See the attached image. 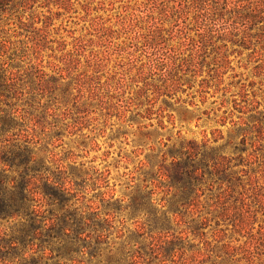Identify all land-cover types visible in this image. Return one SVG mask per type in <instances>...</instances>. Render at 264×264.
<instances>
[{
    "label": "rangeland",
    "instance_id": "rangeland-1",
    "mask_svg": "<svg viewBox=\"0 0 264 264\" xmlns=\"http://www.w3.org/2000/svg\"><path fill=\"white\" fill-rule=\"evenodd\" d=\"M0 30L13 71L42 72L54 88L34 96L45 127L24 128L83 174L100 213L104 195L124 205L151 181L161 208L157 172L172 146L227 158L231 182L214 181L184 221L169 214L171 229L137 237L145 218L121 212L110 241L122 229L149 251L172 234L180 250L149 264H264V0H13ZM11 226L0 221V245ZM4 254L0 264H22Z\"/></svg>",
    "mask_w": 264,
    "mask_h": 264
},
{
    "label": "trees",
    "instance_id": "trees-1",
    "mask_svg": "<svg viewBox=\"0 0 264 264\" xmlns=\"http://www.w3.org/2000/svg\"><path fill=\"white\" fill-rule=\"evenodd\" d=\"M12 2L0 0V11ZM8 43L0 30V221L13 223L0 245L4 256H19L22 264H149L152 254L161 259L175 256L180 247L174 246L172 234L157 236L149 251L137 246L134 237H125L122 229L117 230V238L122 239L119 245L110 241L118 214L126 211L125 216L145 218L137 221V237L145 235L146 227L171 229L169 214L179 224L188 212L194 213L214 181L231 182L227 158L206 143L172 146L169 164H161L157 172L167 187L161 208L154 207L151 197L160 185L151 181L132 191L130 202L124 205L120 202L125 199L104 195V212L100 213L83 194V174L61 164L53 151L44 154L45 146L39 147L40 141L24 128L29 127L27 122L45 127L42 105H36L34 96L49 95L54 88L42 72L33 78L28 70L13 71L14 53ZM20 101L26 107H18ZM227 186L232 191V185ZM198 229L196 225L194 230ZM246 252L253 260L251 249Z\"/></svg>",
    "mask_w": 264,
    "mask_h": 264
}]
</instances>
